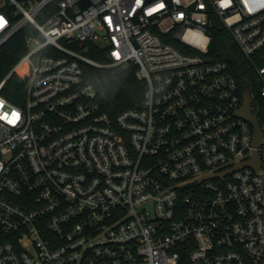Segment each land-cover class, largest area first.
Wrapping results in <instances>:
<instances>
[{
    "label": "built area",
    "instance_id": "obj_1",
    "mask_svg": "<svg viewBox=\"0 0 264 264\" xmlns=\"http://www.w3.org/2000/svg\"><path fill=\"white\" fill-rule=\"evenodd\" d=\"M0 18V48L26 42L0 80V264H264V0H0ZM217 24L256 66L257 144ZM84 64H133L138 107L104 110ZM17 72L22 105L1 92Z\"/></svg>",
    "mask_w": 264,
    "mask_h": 264
},
{
    "label": "trees",
    "instance_id": "obj_2",
    "mask_svg": "<svg viewBox=\"0 0 264 264\" xmlns=\"http://www.w3.org/2000/svg\"><path fill=\"white\" fill-rule=\"evenodd\" d=\"M211 41L209 53L213 58L224 60L236 77L242 91L249 90L253 97L256 94L255 65L246 57L237 46L231 31L217 24L210 29ZM25 31L12 38L0 48V80L19 60L26 50L24 39ZM87 54L101 62L105 58L104 50L96 44L86 43ZM178 45L177 43H174ZM261 65L260 63H257ZM136 67L129 64L126 67H96L89 64L83 65L84 76L91 81L97 89L98 99L102 108L115 116L120 111L138 107L144 92V85L135 76ZM27 81L18 72L13 73L5 82L2 94L14 104L22 105L25 101ZM183 259V256H182ZM184 264V263H180Z\"/></svg>",
    "mask_w": 264,
    "mask_h": 264
},
{
    "label": "water",
    "instance_id": "obj_3",
    "mask_svg": "<svg viewBox=\"0 0 264 264\" xmlns=\"http://www.w3.org/2000/svg\"><path fill=\"white\" fill-rule=\"evenodd\" d=\"M86 50H87V48L84 49V51H86ZM244 97H245L246 101L244 103L243 108L238 112V114H239V116L244 117V119H246L247 121L251 122V124L253 125L254 130H255V133H254L255 134L254 135L255 144H257V142L260 140L262 134H261V131H260L259 126H258L256 115L251 113L252 107L250 105V102L252 100H251V93L249 90L245 91ZM247 164L251 165L254 168H257L259 166V161L257 159L256 152H255V160H253L252 162H243V163H240L238 165L239 166H244V165L247 166Z\"/></svg>",
    "mask_w": 264,
    "mask_h": 264
},
{
    "label": "snow or ice",
    "instance_id": "obj_4",
    "mask_svg": "<svg viewBox=\"0 0 264 264\" xmlns=\"http://www.w3.org/2000/svg\"><path fill=\"white\" fill-rule=\"evenodd\" d=\"M137 3L139 4L140 0H137ZM159 7H163V5H160ZM152 11H155V9H153ZM5 23L6 22L2 18H0V28H3ZM18 119H19V114L14 112L12 114V117L9 119V122L10 123H15V121L18 120Z\"/></svg>",
    "mask_w": 264,
    "mask_h": 264
}]
</instances>
